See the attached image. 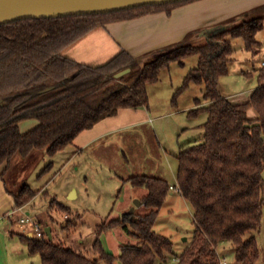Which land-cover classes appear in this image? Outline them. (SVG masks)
Wrapping results in <instances>:
<instances>
[{
  "label": "trees",
  "instance_id": "trees-1",
  "mask_svg": "<svg viewBox=\"0 0 264 264\" xmlns=\"http://www.w3.org/2000/svg\"><path fill=\"white\" fill-rule=\"evenodd\" d=\"M194 1L0 25L2 179L15 155L26 158L45 150L54 156L72 146L80 133L120 110L147 108L148 84L157 82L160 71L171 62L183 66L186 58L197 56L198 64L186 75L181 89L191 83L204 86L202 99L195 100V108L189 111L192 117L207 115L201 125L203 136L200 143L177 155L174 187L192 207L194 223L191 243L182 253L175 256L171 239L153 229L171 185L161 178L137 175L125 182L145 189L139 200L145 212L106 218L96 226L90 249L75 250L54 242L53 236L37 239L19 234L28 252L39 256L40 264H220L217 247L223 242L235 247L236 264H256L260 252L253 233L264 222V68L245 102L235 103L223 96L218 84L232 61L231 39L241 38L247 50L253 49L264 12L237 25L232 21L217 26L207 33L205 44L172 47L144 65L125 51L98 66L63 54L98 27L153 13L170 14ZM126 69L129 73L115 78ZM250 109L256 117H249ZM26 120H34L35 125L22 132L19 124ZM8 192L15 208L30 203L38 193L28 185ZM57 208L64 211L61 205ZM64 227H69V222ZM117 228L134 241L121 245L120 254L114 256L105 251L100 237Z\"/></svg>",
  "mask_w": 264,
  "mask_h": 264
},
{
  "label": "rangeland",
  "instance_id": "rangeland-1",
  "mask_svg": "<svg viewBox=\"0 0 264 264\" xmlns=\"http://www.w3.org/2000/svg\"><path fill=\"white\" fill-rule=\"evenodd\" d=\"M244 5L253 6L222 25L232 21L237 25L244 19L263 15L264 0H245ZM217 26L214 24L210 28ZM255 38L257 44L251 50L246 49L241 38L231 39L232 61L228 74L219 79L220 93L237 103L244 102L257 87L258 73L264 68V23ZM205 42L206 37L199 30L190 33L176 46H201ZM162 52L146 53L136 61L144 65ZM197 64V56L186 58L183 66L171 62L160 71L157 82L148 84V107L141 110L149 119L146 122L107 136L83 152L70 145L54 156H49L45 150H37L26 158L19 155L12 158L4 177L8 190L16 192L21 186L28 185L38 193L24 210L21 207L22 212L0 221V264H40L39 256L31 255L18 236L25 235L19 229L18 220L26 212L43 228L52 226L54 242L84 251L92 247L96 226L106 218L145 212L142 207L134 210L146 191L125 182L129 177L145 175L164 179L173 187L177 184V155L200 143L201 125L207 119L205 113L197 117L189 115L195 108V100L202 99L204 86L191 83L181 89L184 78ZM248 114L251 118L256 117L252 109ZM49 164L48 170L44 171ZM262 176L264 179V170ZM59 205L64 211L57 208ZM68 222L69 227L65 228ZM153 229L171 239L175 256L191 243L193 209L181 194L169 191ZM253 235L260 252L256 264H264V222ZM100 239L105 251L114 256L120 254L121 245L134 241L120 228L104 232ZM217 251L220 260L236 264L235 247L231 243H220Z\"/></svg>",
  "mask_w": 264,
  "mask_h": 264
},
{
  "label": "crops",
  "instance_id": "crops-1",
  "mask_svg": "<svg viewBox=\"0 0 264 264\" xmlns=\"http://www.w3.org/2000/svg\"><path fill=\"white\" fill-rule=\"evenodd\" d=\"M244 1L197 0L174 8L170 14L159 12L131 20L108 23L80 38L67 47L63 54L80 63L94 66L113 58L121 51L127 52L135 60H138L146 53L166 51L178 45L190 33L202 30L206 37L207 31L214 24L222 25L223 22L230 18L233 19V16L253 6L244 5ZM204 105L206 103L202 104V106ZM142 109L120 110L115 116L106 118L97 123L92 129L80 133L74 139L73 146L79 152H83L107 136L113 135L124 128L146 122L149 119L143 115ZM34 125V120H26L21 122L19 127L24 132ZM8 191L10 190L7 188L6 181L0 176V221L3 218L10 219L26 208V206L22 209L15 208L13 197ZM141 207L144 209L140 204L134 211L136 212ZM26 214L29 213L26 212ZM46 227L51 228L53 236L52 226ZM46 227H44V230ZM25 235L30 236L29 238L32 237L30 232Z\"/></svg>",
  "mask_w": 264,
  "mask_h": 264
},
{
  "label": "water",
  "instance_id": "water-1",
  "mask_svg": "<svg viewBox=\"0 0 264 264\" xmlns=\"http://www.w3.org/2000/svg\"><path fill=\"white\" fill-rule=\"evenodd\" d=\"M183 0H0V25L23 19H47L73 15L104 14L148 5H162ZM209 29L207 32L214 30ZM130 69L115 75L120 78ZM140 206V202H137ZM132 214V213H126ZM52 238L51 228L44 230ZM30 237V236H29Z\"/></svg>",
  "mask_w": 264,
  "mask_h": 264
},
{
  "label": "built area",
  "instance_id": "built-area-1",
  "mask_svg": "<svg viewBox=\"0 0 264 264\" xmlns=\"http://www.w3.org/2000/svg\"><path fill=\"white\" fill-rule=\"evenodd\" d=\"M264 65V64H263ZM171 190H175L179 193V189L177 187L171 186ZM19 221V229L22 233L27 234L30 232L32 237L37 239H42L45 237L44 228L37 222H35L28 214L21 215ZM220 264H227L225 260H221Z\"/></svg>",
  "mask_w": 264,
  "mask_h": 264
}]
</instances>
